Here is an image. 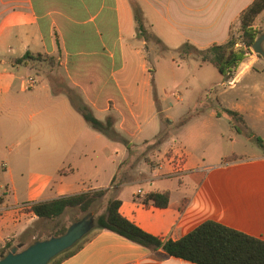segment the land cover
Here are the masks:
<instances>
[{
  "label": "crops",
  "instance_id": "1",
  "mask_svg": "<svg viewBox=\"0 0 264 264\" xmlns=\"http://www.w3.org/2000/svg\"><path fill=\"white\" fill-rule=\"evenodd\" d=\"M253 1L0 0V137L7 119H23L37 109L36 128L44 136L34 138L26 127L23 145L31 151L34 143L44 158L59 160L53 171L29 177L25 201H20L12 169L4 166L7 183L0 194V247L6 242L26 247L45 238L41 229L48 220L17 204L30 206L91 190H105L91 210L93 216L104 213L108 202L117 199L122 216L161 239L178 240L203 222L214 221L264 240V152L256 140L264 145V70L254 67L260 56L244 59L229 79L234 80L232 85L221 78L224 87L215 90V99L222 112L211 113L229 124L225 110L242 117L236 120L243 130L230 126L246 136L247 153L237 151L240 139L234 134L220 158L201 168L183 140L190 171L182 176H171L156 163L145 168L128 162L145 153L161 131L162 109H156L161 101L160 67L150 64L149 54L160 64L172 61L174 49L184 43L197 49L225 43ZM133 5L141 11L148 39L137 34ZM158 46L168 52L161 54ZM26 54L29 58L18 62ZM34 73L40 84L28 89L26 79ZM68 92L99 120L112 117L115 137L92 130L73 108ZM176 99L180 100L178 95ZM48 127H54L52 139L46 136ZM142 128L151 130L153 140L142 136ZM111 143L116 147L110 149ZM174 143L166 139L155 144L151 162L180 146ZM229 157L235 160L225 162ZM151 191H168V205L144 204L143 195ZM85 237L78 250L59 264H194L106 229L94 227Z\"/></svg>",
  "mask_w": 264,
  "mask_h": 264
},
{
  "label": "rangeland",
  "instance_id": "2",
  "mask_svg": "<svg viewBox=\"0 0 264 264\" xmlns=\"http://www.w3.org/2000/svg\"><path fill=\"white\" fill-rule=\"evenodd\" d=\"M254 25L259 28H264V12L257 16ZM237 30L238 29H234L235 36L238 35ZM137 34H139L138 30ZM141 36L148 39L145 29L142 31ZM148 41H150V46L153 48V43H151L152 40L150 39ZM262 45L264 49V42ZM156 49L158 52H161V54H166V52H168L167 48L162 49L160 46L156 47ZM249 50L250 53L247 54V56L254 54L250 48ZM148 60L150 64L160 67V74L157 76V82L161 95L159 101H161L159 104H156V109H162V112L158 114L160 127L158 129H161V131L154 138L155 140H153L152 136L150 137L151 130L145 128L144 131L142 128L144 131L142 136L147 137L145 139L149 141L153 140V143H151L152 145L150 146L147 145V151L145 153L142 155L140 153L138 157L136 156L137 158L135 160L131 158L128 161H131V166L134 167L138 165L139 167L145 168L149 165L152 166L155 161L151 162L150 159H152V156L156 153L155 151L158 148L155 144L165 141L166 139L171 141V143L175 142L174 145L178 143L185 150L186 148L183 140L187 141L189 144L188 147H190L193 152L192 155L196 160V166L198 168L206 167L213 161H217L221 153L230 146V138H232L234 134L238 135L240 139L239 145L236 146V149H239L237 151L248 152V149H245L247 147L246 136L241 133L236 134L235 129H231L230 126L232 123L236 129L240 128L239 130H243L240 122L233 119L229 124L228 119L217 121V119L211 116V113L214 111L222 112V108L218 105L215 96L216 92H220L224 87L220 84L221 78L223 80V77H221V74L213 65L202 62L200 57L192 52L190 54L181 55L180 47L174 49L172 61H162L160 64H157L153 54H149ZM254 67L256 70L263 71L264 58L259 57ZM34 76L32 77L36 80L37 83L35 86L37 87L40 84V77L35 73ZM216 89L218 91H215ZM152 91V94H154V85H152ZM176 95L179 96L180 100L176 99ZM199 99L201 102L200 105L197 106L196 104ZM36 110L37 109L29 111L27 115L25 114L23 119H18L17 116H14L13 120L12 118L11 120L7 119L3 125L6 131L5 133L3 132V135L0 137V144L2 147L0 153V194L5 191L4 186L7 183L5 167H8L12 169L16 181L18 180L17 185L20 188V201H25L26 187L31 175L45 173V171L51 172L56 167L54 164L59 163L58 159L44 158L43 154L37 151L34 143H32L31 151L27 149V146L25 147L23 145V131L26 130V127H30V131L34 138H42L44 136V132L41 133L36 128L35 123L38 118ZM148 114L150 116L152 112L149 111ZM29 117H31V119H29L30 121L27 120ZM183 118H187V120L181 123ZM168 119H171L172 123H167ZM54 134V127H48L46 134L47 138L52 139ZM143 141L144 140H142V142ZM113 143H111L110 149L116 147ZM99 147V145H96V150H98ZM8 149L10 150L9 152ZM55 150H58V148L53 149L51 152L56 154ZM148 153L151 156L149 155V157H146ZM132 156H135V154ZM17 205L20 207L23 203ZM94 205L88 212H91ZM86 213H81L76 208L71 209L58 219L46 221L44 229H41V234H44L45 237L52 235L59 228L67 226L73 219L75 220L76 217L82 218Z\"/></svg>",
  "mask_w": 264,
  "mask_h": 264
},
{
  "label": "trees",
  "instance_id": "3",
  "mask_svg": "<svg viewBox=\"0 0 264 264\" xmlns=\"http://www.w3.org/2000/svg\"><path fill=\"white\" fill-rule=\"evenodd\" d=\"M132 7L137 30L139 34H142L144 25L141 11L136 5ZM262 12H264V0H254L240 14L237 36H235L234 29H232L225 43L214 44L207 49H197L189 43H184L180 46V54L185 55L191 52L196 54L202 62L213 65L224 80H229L247 57V54L250 53L249 48L253 42L264 31L263 27L259 28L254 25L255 19ZM28 58L29 54H26L18 62ZM67 95L73 108L93 130L112 139L115 137L112 117L109 116L104 121H101L94 116L92 111L74 93L68 92ZM225 111L231 120L242 119L236 112ZM187 118H183L181 123L185 122ZM256 140L264 152L262 140L259 138ZM233 160H235L234 157H229L225 162ZM104 192L105 190H91L50 200L36 201L32 202L28 209L39 219L55 220L61 217L67 209L76 208L81 213L88 212L104 195ZM169 196L168 191H151L144 194L142 200L144 204L151 203L154 207L165 208L168 205ZM120 203L117 199L110 200L104 213L94 218L95 228L112 231L152 251L160 249L166 256L180 258L194 264H264V240L262 239L248 236L214 221L203 222L178 240L161 239L145 232L122 216L119 212ZM79 219L80 217H76L75 221ZM66 229L67 226H63L44 239L59 236ZM85 239L86 237L82 240ZM81 242L79 241L72 248L53 258L49 264H59L71 256L78 250ZM11 248V242H6L1 246L0 258Z\"/></svg>",
  "mask_w": 264,
  "mask_h": 264
},
{
  "label": "water",
  "instance_id": "4",
  "mask_svg": "<svg viewBox=\"0 0 264 264\" xmlns=\"http://www.w3.org/2000/svg\"><path fill=\"white\" fill-rule=\"evenodd\" d=\"M264 31L251 45V51L264 57ZM95 227L92 212L86 213L79 220L71 223L66 231L59 236H52L42 240H35L26 247L21 245L12 247L2 258L0 264H49L62 252L72 248Z\"/></svg>",
  "mask_w": 264,
  "mask_h": 264
},
{
  "label": "built area",
  "instance_id": "5",
  "mask_svg": "<svg viewBox=\"0 0 264 264\" xmlns=\"http://www.w3.org/2000/svg\"><path fill=\"white\" fill-rule=\"evenodd\" d=\"M233 79L228 81V85H232ZM36 80L33 77H28L26 79V87L28 89L34 88L36 85ZM189 154L181 146H175L170 150L164 152V154L155 161V167L157 168H167L168 174L171 176H182L190 169L188 168ZM158 161V162H157ZM153 166V165H152ZM22 208L29 207V205H22Z\"/></svg>",
  "mask_w": 264,
  "mask_h": 264
}]
</instances>
